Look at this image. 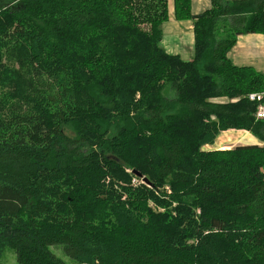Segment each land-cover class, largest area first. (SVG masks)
I'll use <instances>...</instances> for the list:
<instances>
[{
    "label": "trees",
    "instance_id": "16d2710c",
    "mask_svg": "<svg viewBox=\"0 0 264 264\" xmlns=\"http://www.w3.org/2000/svg\"><path fill=\"white\" fill-rule=\"evenodd\" d=\"M174 8L191 59L161 45L168 0H0V258L264 264V73L229 57L264 0ZM232 129L259 144L215 147Z\"/></svg>",
    "mask_w": 264,
    "mask_h": 264
},
{
    "label": "crops",
    "instance_id": "0c3cea01",
    "mask_svg": "<svg viewBox=\"0 0 264 264\" xmlns=\"http://www.w3.org/2000/svg\"><path fill=\"white\" fill-rule=\"evenodd\" d=\"M212 1L213 0H191L192 13L198 14L205 11L211 7ZM174 7L175 0H168L169 19L164 22L162 26L163 39L161 45L169 53L179 54L184 59H191L194 54L195 24L191 19L177 20L174 16ZM229 57L235 65L251 66L257 71L264 73V33H246L239 35L236 45L229 52ZM230 131L246 132L252 135L246 130L232 129ZM226 132L229 131H225V133ZM252 136L254 137L253 139L257 140L254 135ZM256 140L244 144H259V142H257L259 140Z\"/></svg>",
    "mask_w": 264,
    "mask_h": 264
},
{
    "label": "rangeland",
    "instance_id": "374dc122",
    "mask_svg": "<svg viewBox=\"0 0 264 264\" xmlns=\"http://www.w3.org/2000/svg\"><path fill=\"white\" fill-rule=\"evenodd\" d=\"M8 88L9 87H6L5 90H7ZM162 93L167 97H174V95H176V90L172 87L171 84H167L166 88ZM221 135H225V136H221ZM221 135L220 137H218L215 147L225 146L226 148H230L242 143H249V142H253V140H256L253 139L254 137L252 135L246 132H237V131L229 130V132L226 133L223 132L221 133ZM212 148L213 147L210 146L205 147V149H212ZM52 250H54L59 255V257L63 258L65 261L70 262V258L66 255V253L62 249L53 246ZM0 261L3 264H19L17 261L16 252L12 248L5 249L2 257L0 258Z\"/></svg>",
    "mask_w": 264,
    "mask_h": 264
},
{
    "label": "built area",
    "instance_id": "2783aa9c",
    "mask_svg": "<svg viewBox=\"0 0 264 264\" xmlns=\"http://www.w3.org/2000/svg\"><path fill=\"white\" fill-rule=\"evenodd\" d=\"M249 99L259 103L256 111V116L257 118L264 119V91L252 92L249 95Z\"/></svg>",
    "mask_w": 264,
    "mask_h": 264
},
{
    "label": "bare ground",
    "instance_id": "6f19581e",
    "mask_svg": "<svg viewBox=\"0 0 264 264\" xmlns=\"http://www.w3.org/2000/svg\"><path fill=\"white\" fill-rule=\"evenodd\" d=\"M222 136H225V135H222Z\"/></svg>",
    "mask_w": 264,
    "mask_h": 264
},
{
    "label": "water",
    "instance_id": "95a60500",
    "mask_svg": "<svg viewBox=\"0 0 264 264\" xmlns=\"http://www.w3.org/2000/svg\"><path fill=\"white\" fill-rule=\"evenodd\" d=\"M138 174H140V173H138Z\"/></svg>",
    "mask_w": 264,
    "mask_h": 264
}]
</instances>
